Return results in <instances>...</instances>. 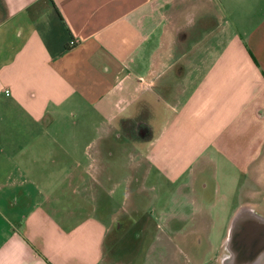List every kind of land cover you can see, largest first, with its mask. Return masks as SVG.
<instances>
[{
    "label": "crops",
    "instance_id": "1",
    "mask_svg": "<svg viewBox=\"0 0 264 264\" xmlns=\"http://www.w3.org/2000/svg\"><path fill=\"white\" fill-rule=\"evenodd\" d=\"M144 96L162 122L154 167L197 137L199 159L227 145L239 170L262 171L245 150L264 145V0H0V264H131L54 192L84 183L76 162L101 160L95 145ZM192 163L173 177L205 191Z\"/></svg>",
    "mask_w": 264,
    "mask_h": 264
},
{
    "label": "rangeland",
    "instance_id": "2",
    "mask_svg": "<svg viewBox=\"0 0 264 264\" xmlns=\"http://www.w3.org/2000/svg\"><path fill=\"white\" fill-rule=\"evenodd\" d=\"M139 102L132 111L125 113L124 119L137 114L136 110L141 106ZM165 111L171 116L173 107ZM161 123L156 121L153 125L152 138L158 135ZM100 134L103 139L104 133ZM94 135L99 134L92 130L91 136ZM106 143H109L108 139H103L93 148L101 153L98 155L101 160L95 162L81 157L76 162L81 165L82 172L91 166L83 184L75 182L74 186L63 189L60 186L54 194L62 205L63 216L74 221L75 225L84 217L109 227L106 250L109 253L114 251L118 261L131 264H223L225 242L237 212L242 207H250L264 215V169L242 172L237 160L230 161L227 145L223 150L214 147L207 150L208 155L216 158L215 164H211L197 156L206 148L199 144L197 137L183 139L169 151L173 160L161 170L145 159L148 143L126 145L118 150L106 146ZM247 148V159L264 167V145L256 149L255 155H252L255 150L252 144ZM79 149L82 153L81 146ZM241 155L244 158L243 152ZM189 160L191 163L196 160L192 163L196 177L205 174L203 179L209 183L205 191L193 186L190 171L173 177L179 166H191L189 162L184 164ZM58 180L61 181L62 177L59 176ZM129 191L130 195H127ZM133 211L137 212L134 213L136 219L132 215L126 218ZM127 222L133 225L129 229ZM197 241L200 242L199 250L192 246Z\"/></svg>",
    "mask_w": 264,
    "mask_h": 264
},
{
    "label": "water",
    "instance_id": "3",
    "mask_svg": "<svg viewBox=\"0 0 264 264\" xmlns=\"http://www.w3.org/2000/svg\"><path fill=\"white\" fill-rule=\"evenodd\" d=\"M223 264H264V215L242 207L225 242Z\"/></svg>",
    "mask_w": 264,
    "mask_h": 264
},
{
    "label": "flooded vegetation",
    "instance_id": "4",
    "mask_svg": "<svg viewBox=\"0 0 264 264\" xmlns=\"http://www.w3.org/2000/svg\"><path fill=\"white\" fill-rule=\"evenodd\" d=\"M150 109H151L150 105L144 101L141 103L140 108L136 110L137 114L135 116H131L130 119L125 118L119 120L118 127L116 131H114L111 137L108 139L109 143H106V146L111 145L113 148L115 147L118 150V148L122 146H126V145L139 146L149 142L152 139L151 132L153 130L152 129L153 125L157 121L155 118L156 114H154V112ZM134 213L137 214V212L133 211V213L131 212V214L127 215L126 218H130L133 216L136 219ZM131 222L133 224V221ZM132 226L133 225L131 224L129 225L127 222V229L131 228ZM208 243L210 242L208 241ZM192 246L194 249L199 250L200 242L197 241L194 244H192ZM209 246L211 247V244H209Z\"/></svg>",
    "mask_w": 264,
    "mask_h": 264
},
{
    "label": "trees",
    "instance_id": "5",
    "mask_svg": "<svg viewBox=\"0 0 264 264\" xmlns=\"http://www.w3.org/2000/svg\"><path fill=\"white\" fill-rule=\"evenodd\" d=\"M147 98H142L141 100H140V102H139V104H141L142 102H147V100H146Z\"/></svg>",
    "mask_w": 264,
    "mask_h": 264
},
{
    "label": "built area",
    "instance_id": "6",
    "mask_svg": "<svg viewBox=\"0 0 264 264\" xmlns=\"http://www.w3.org/2000/svg\"><path fill=\"white\" fill-rule=\"evenodd\" d=\"M6 94H9V90H6Z\"/></svg>",
    "mask_w": 264,
    "mask_h": 264
}]
</instances>
